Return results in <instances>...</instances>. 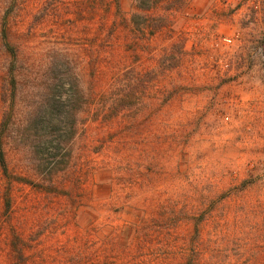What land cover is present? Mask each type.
Masks as SVG:
<instances>
[{
  "label": "rangeland",
  "instance_id": "rangeland-1",
  "mask_svg": "<svg viewBox=\"0 0 264 264\" xmlns=\"http://www.w3.org/2000/svg\"><path fill=\"white\" fill-rule=\"evenodd\" d=\"M135 4L0 0V264H264V0Z\"/></svg>",
  "mask_w": 264,
  "mask_h": 264
},
{
  "label": "trees",
  "instance_id": "trees-1",
  "mask_svg": "<svg viewBox=\"0 0 264 264\" xmlns=\"http://www.w3.org/2000/svg\"><path fill=\"white\" fill-rule=\"evenodd\" d=\"M189 1L191 0H136L135 11L132 13L131 17V25H133L134 31H138V33H141L142 29H147L151 35L155 33L167 32L171 26V18L169 17L168 13L179 10ZM141 17H145L144 22L138 21V19H140ZM170 32L171 31L169 30L168 33ZM134 46L139 47L138 40L136 41V45ZM149 73H152V71ZM130 76L131 78L129 77V82L126 83L125 87L129 88L131 92L119 96L117 102L123 101L126 97L133 96L136 89H139L141 87L142 82L139 70L132 68L130 70ZM130 79H132L133 81H131ZM71 115L74 116L75 112H73ZM71 128L73 129V126ZM0 163L2 165L5 164L4 153L1 150V147Z\"/></svg>",
  "mask_w": 264,
  "mask_h": 264
},
{
  "label": "built area",
  "instance_id": "built-area-1",
  "mask_svg": "<svg viewBox=\"0 0 264 264\" xmlns=\"http://www.w3.org/2000/svg\"><path fill=\"white\" fill-rule=\"evenodd\" d=\"M228 41H230V39H227Z\"/></svg>",
  "mask_w": 264,
  "mask_h": 264
}]
</instances>
